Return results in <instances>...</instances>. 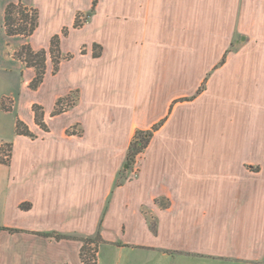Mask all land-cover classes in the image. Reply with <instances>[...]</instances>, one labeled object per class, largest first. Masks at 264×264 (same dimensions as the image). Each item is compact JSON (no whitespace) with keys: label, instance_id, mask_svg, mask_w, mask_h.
Segmentation results:
<instances>
[{"label":"crops","instance_id":"crops-1","mask_svg":"<svg viewBox=\"0 0 264 264\" xmlns=\"http://www.w3.org/2000/svg\"><path fill=\"white\" fill-rule=\"evenodd\" d=\"M49 1L62 11V0ZM93 1L72 11L69 26L75 31L76 15L92 14ZM113 1L112 20L104 19L103 10L95 15L97 7L93 14V22L110 25L106 32L120 37L121 32L144 31L158 39L164 31L190 24L195 47L218 49L200 59L205 88L197 94L200 84L192 99L177 101L182 103H177L176 164L168 165L171 155L162 150L149 151L138 181L116 185L121 159L110 157L114 154L102 144L105 136L98 125L89 121L86 128L93 127V135L74 141L67 133L69 111L55 114L63 94L49 112L35 99L54 76L45 74L32 89L35 69L14 55L25 39L8 36L6 9L22 2L37 9L40 19L38 0H0V146L11 147L10 161H0V264H84L80 241L44 234L99 233L112 242L123 235L122 225L127 231L123 246L101 247L99 264H264V0H177L178 8L191 7L193 22L172 28L159 18L160 0H148L131 12L121 3L135 0ZM69 26L62 25L45 42L38 40V27L33 48L51 46ZM115 57L117 64L107 69L112 75L125 60ZM60 65L61 59L55 77L66 67L85 72ZM186 102L192 110L187 116L181 112ZM35 106L43 107L46 129L36 122ZM85 106L88 111L85 104L79 111ZM148 107L146 112H152ZM170 111L171 105L155 123ZM19 121L34 137L18 134ZM87 143L97 152H83L80 145Z\"/></svg>","mask_w":264,"mask_h":264},{"label":"rangeland","instance_id":"rangeland-1","mask_svg":"<svg viewBox=\"0 0 264 264\" xmlns=\"http://www.w3.org/2000/svg\"><path fill=\"white\" fill-rule=\"evenodd\" d=\"M62 1L63 9L59 11L49 0H38L37 4L41 12L38 40L45 42L52 34L59 32L62 25H71L75 9L78 7L80 10H84L90 3V0H72L71 4L69 0ZM160 1H162V8L158 15L159 18L165 19L167 26L172 28L173 23L181 25L184 22L189 23L190 20L191 23L193 22V15L189 11L191 7L185 6L182 9L180 6L178 8L177 0ZM149 2L148 0L123 1L121 7L127 12H131L134 8L138 10L139 5L146 6ZM112 3L114 4L113 0ZM112 3L111 0H97L95 15L103 10L104 19L112 20ZM93 14L94 12L91 14L89 10L78 13L75 19L81 24L80 27L75 31L73 27L69 26L68 31L64 30L59 33L61 43H63L62 54L60 50L56 49L51 52L50 45L47 48L42 46L33 48L32 36L29 38L20 36L25 39V44L21 45L19 49L29 45L36 53L43 51L47 68L46 74L48 75L52 74L55 77L58 74L59 71L57 73L55 71L54 60L60 62V59V69L73 65L75 69L80 70L81 68L85 71L84 74L81 71L80 74H76L66 67L60 77L50 76L48 78L47 83L35 96V99L40 101L49 112L54 108L58 95L63 94L56 102L55 109L69 111L72 124L67 133L73 137L74 141L78 137H89L93 135L90 133V129L93 127L89 125L86 128V124H90L89 121H91V126L97 124L100 133L105 136L102 144L106 148L109 147L108 154H114L110 157H120L121 159L116 185L136 183L144 169L145 155L149 151L162 150V152L168 153V158L171 155L170 160L166 163H169L168 165L176 164L177 103H182L177 101H180L178 99L182 101L192 99L200 84V89L205 88V81L202 82L204 67L200 63V59L203 53L207 51L215 53L218 49L195 47L190 24H185L180 30L164 31L163 36L160 35L158 39L154 37V33H144V31L121 32L118 37V33L106 32L110 25L102 26L100 22H93L95 19ZM70 34H72L71 37L67 39ZM118 54L125 60L118 63L116 70L119 72L112 75V71L107 69L117 64L113 60ZM75 56L76 59L70 62ZM42 58L41 56L33 61L39 64ZM23 62L29 67V64ZM219 66L220 64H217L216 67ZM102 70L111 73L102 75ZM82 104L88 105L89 110L83 111L85 106L81 108L80 112L79 107ZM150 105L152 112L149 110L146 112V108L150 109ZM170 105L169 116L155 123L164 114L163 110ZM189 105L186 102V108L181 110V112L185 110V116H187L188 110L191 114L192 110ZM38 107L43 108L42 106ZM96 114L98 119H95ZM68 119L70 118L68 117ZM52 124L54 125V123ZM148 133H152V137L147 147L132 157V160L128 159L130 144L134 141L137 142ZM109 136H112L114 140H110ZM116 137L119 138L118 141L115 139ZM87 145L88 147L80 145L84 149L83 152H97L88 149H92L90 143ZM100 150L99 152H101ZM155 163H160V161L156 160ZM125 164L128 165L127 168L124 167ZM174 169L170 171L174 172ZM121 230L123 235L115 239L111 238L112 242L103 238L94 242L96 234L92 236L79 233L71 234L92 238L88 242L87 248L92 250L91 253H95V263L99 264L101 247L123 246L121 243L127 232L126 225H122Z\"/></svg>","mask_w":264,"mask_h":264},{"label":"trees","instance_id":"trees-1","mask_svg":"<svg viewBox=\"0 0 264 264\" xmlns=\"http://www.w3.org/2000/svg\"><path fill=\"white\" fill-rule=\"evenodd\" d=\"M96 4H97V0H94L92 12H94ZM80 25L81 24L76 19L74 27L79 28ZM38 27H39V11L37 9L26 7L22 2L10 3L8 5L6 9V13H5V28H6V32L8 36H22L24 38H29L35 33ZM55 49L57 51L60 50V37L58 35L54 36L51 41V52H53V50L55 51ZM25 54H26V57H25ZM14 55L18 59L25 61L27 64H29V67H33L35 69L36 76L31 83V88L37 89L42 84L45 74H46L44 52L42 51V52L36 53L35 51H33V49L29 45H25L21 48V50L19 49ZM41 56L43 58L41 59L40 63L39 64L34 63L33 60ZM54 63L56 65L55 70H57L59 62L57 60H54ZM201 91L202 90L199 89L197 91V94H199ZM34 108L36 112L37 124L41 128L46 129V125L43 121L42 108L38 106H35ZM63 112H65V110L63 111L58 110V109L55 110V114H61ZM17 132L20 135L34 137V135L31 133V131L22 121H19L17 124ZM151 137H152V133H148L146 134V136L143 135L141 139L139 140L137 139L138 140L137 142L136 141L132 142L128 149L127 158L131 159L132 157H135L144 148H146ZM7 147L11 149L10 145H7ZM10 231H13V230L10 229ZM44 236L54 237L58 240L67 239V240L81 241L83 244L81 248V252H80V257H81L82 262L85 264H96L95 263V258H96L95 253H91L92 250L87 248V244L89 241L92 240V238L79 237V236H74V235H55V234H44ZM97 240L98 241L102 240V237L99 233L96 234L94 238V242H96Z\"/></svg>","mask_w":264,"mask_h":264},{"label":"built area","instance_id":"built-area-1","mask_svg":"<svg viewBox=\"0 0 264 264\" xmlns=\"http://www.w3.org/2000/svg\"><path fill=\"white\" fill-rule=\"evenodd\" d=\"M11 158V150L7 147V145L0 146V161L9 162Z\"/></svg>","mask_w":264,"mask_h":264}]
</instances>
